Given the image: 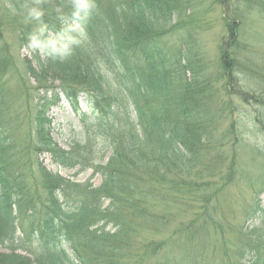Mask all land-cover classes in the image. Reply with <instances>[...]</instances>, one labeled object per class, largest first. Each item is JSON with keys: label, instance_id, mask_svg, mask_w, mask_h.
I'll return each mask as SVG.
<instances>
[{"label": "trees", "instance_id": "16d2710c", "mask_svg": "<svg viewBox=\"0 0 264 264\" xmlns=\"http://www.w3.org/2000/svg\"><path fill=\"white\" fill-rule=\"evenodd\" d=\"M216 1L235 15L223 18L227 32L220 48V79L230 85L242 65L243 18L252 2ZM96 2L86 25L88 39L69 58L52 60L42 51L20 64L3 39L5 18L12 17L8 26L21 47L30 46L28 37L37 25L25 22L23 0H0V246L15 240L19 229L28 243L19 246L24 252L0 251V264H146L163 252L167 255L157 264H264L261 192L241 226L226 229L213 207L217 193L235 179L240 156L235 150L230 165L222 166L214 113L218 91L188 50L171 56L161 45L177 27L183 0ZM42 6L49 37L75 23L71 0H42ZM13 7L19 10L15 15ZM244 92L238 93L244 103L254 97L262 106L255 121L264 133V99ZM61 95L85 130L84 139L69 149L54 141L48 116ZM81 98L90 113L83 111ZM232 132L235 148L240 137ZM103 149L113 150L106 164L101 162ZM44 155L58 167L78 168L77 173L94 169L102 182L55 173L41 160ZM224 171L223 188L200 194L216 186L207 173L213 178ZM248 177L252 182L264 179ZM187 192L203 202L189 220L162 240L132 238L146 231L150 220L160 222L155 219L159 207L171 209ZM207 237L212 238L208 244L203 241ZM176 250L180 257L173 255Z\"/></svg>", "mask_w": 264, "mask_h": 264}, {"label": "rangeland", "instance_id": "374dc122", "mask_svg": "<svg viewBox=\"0 0 264 264\" xmlns=\"http://www.w3.org/2000/svg\"><path fill=\"white\" fill-rule=\"evenodd\" d=\"M229 2L230 0L226 3ZM251 2V11L247 12L243 18V35L246 44L243 51L239 54V63L242 62V65L240 64V67L235 72L237 80H234L230 85L226 82V79H220L221 67L219 65H221V40L223 36H226L227 32L223 18L227 13L234 17L232 10L228 9L226 11L216 0H183V9L179 11L175 19L177 27L172 33L163 37L161 41L162 47L171 56H179L181 51L187 52L188 50L187 54L190 59L201 66L198 67L199 72L209 75L213 86L218 91L217 100L214 104L216 107L213 108L219 119L218 123H216L219 140L217 152L224 158L222 166L227 168L230 165L232 162L231 157L235 150L237 154H240L236 163L237 173L231 183L226 184L227 186L223 188L226 180L222 176L226 175L227 171H224L223 175H216L213 178L209 177L207 173L208 177L206 179L214 182L216 186H208L203 191L204 193H200L202 195L206 193L213 195L217 190L223 188L217 193L218 197H214L213 207H217L218 214L226 229L229 228L230 224L241 226L247 216L246 210L252 205L257 192H261L260 200L264 206V179L252 182L249 181L250 178L248 177V175L255 178L260 175L264 176V154L260 155L255 152L257 149L264 152V133H261L259 129L261 124L258 125L255 121L256 112L261 110L262 106L256 102L254 97L249 98L250 102L244 103L242 101V93L238 96L239 92L246 91L253 96L264 99V0H251ZM1 11L3 12L2 8ZM5 22L6 25L1 28L4 32L3 39L4 42L6 41L5 43L11 45V50L14 51L18 63L22 64L23 59H33L36 54L40 55L42 53V51L38 52L39 49L31 47V45L29 47H21L18 43L16 45L14 31L8 26V24L13 23L12 17L8 16L5 18ZM53 36L52 34L51 37ZM3 45L4 43H2ZM61 99L62 101L59 105L52 107L48 111V116L52 120L51 133L54 141L62 148L69 149L73 141L84 139L85 130L79 116L75 114L64 95H61ZM81 107L83 111L91 112L85 98H81ZM131 109L133 110V108ZM131 117L133 119L136 117L135 111H133ZM232 129L236 130L240 137V142L235 148L232 147L233 137L235 136L233 134L236 133L232 132ZM247 145L255 146L256 149L254 151L248 150L250 147L247 148ZM112 153V149H103L101 154L104 159L101 162L106 164ZM214 154L217 155L215 152ZM256 155L257 157L254 158ZM41 160L44 161L48 169L68 179L80 182L91 180L95 185H100L102 182L100 174L93 175L94 169L77 173L78 168L64 169L54 165L47 155L42 156ZM254 183L259 184L256 187ZM187 193L183 197L175 199L174 202L176 203L173 204L171 209H169L167 204L159 207L158 216L155 219H159L160 222L150 220L147 223L146 231H142L141 235L134 233L132 238L136 241L139 240V237L140 239L149 240L155 238L162 240L168 237L181 221L189 220L193 212L201 209L203 202H195L198 195ZM154 226H158L159 231H155ZM109 227L111 228L112 226L110 225ZM23 236L22 229H19L15 240L0 246V251L10 252L17 248L19 252H24L19 247L20 245L28 246L27 239L23 238ZM210 239L212 238L208 239L207 237L203 241L208 244ZM167 249L168 246L166 247ZM166 255L167 253L163 252L157 258L155 256L148 259L146 264H157L161 257H166ZM173 255L180 257L181 252L176 250Z\"/></svg>", "mask_w": 264, "mask_h": 264}, {"label": "clouds", "instance_id": "9594fccd", "mask_svg": "<svg viewBox=\"0 0 264 264\" xmlns=\"http://www.w3.org/2000/svg\"><path fill=\"white\" fill-rule=\"evenodd\" d=\"M71 19L75 23H69L62 28L56 36L49 37L48 25L44 22L45 11L42 0H23L22 11L25 22H36L37 27L29 34V44L35 49L44 52L45 56L52 60L63 62L69 58L76 47L88 39L87 22L97 10L96 0H71ZM12 14H17L18 9L13 7ZM58 13L62 9H57Z\"/></svg>", "mask_w": 264, "mask_h": 264}]
</instances>
